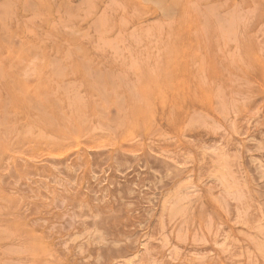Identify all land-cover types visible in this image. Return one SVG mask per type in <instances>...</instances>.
<instances>
[{
	"label": "rangeland",
	"instance_id": "obj_1",
	"mask_svg": "<svg viewBox=\"0 0 264 264\" xmlns=\"http://www.w3.org/2000/svg\"><path fill=\"white\" fill-rule=\"evenodd\" d=\"M0 264H264V0H0Z\"/></svg>",
	"mask_w": 264,
	"mask_h": 264
},
{
	"label": "bare ground",
	"instance_id": "obj_2",
	"mask_svg": "<svg viewBox=\"0 0 264 264\" xmlns=\"http://www.w3.org/2000/svg\"><path fill=\"white\" fill-rule=\"evenodd\" d=\"M22 7V6H21ZM27 9H29V8H27ZM28 30V29H27ZM30 31V30H29ZM5 54H7V53H5Z\"/></svg>",
	"mask_w": 264,
	"mask_h": 264
}]
</instances>
